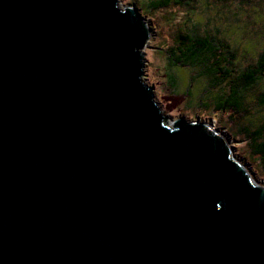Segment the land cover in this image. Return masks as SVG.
<instances>
[{
	"label": "water",
	"instance_id": "1",
	"mask_svg": "<svg viewBox=\"0 0 264 264\" xmlns=\"http://www.w3.org/2000/svg\"><path fill=\"white\" fill-rule=\"evenodd\" d=\"M119 3L0 0V264H264V187L169 127Z\"/></svg>",
	"mask_w": 264,
	"mask_h": 264
},
{
	"label": "rangeland",
	"instance_id": "2",
	"mask_svg": "<svg viewBox=\"0 0 264 264\" xmlns=\"http://www.w3.org/2000/svg\"><path fill=\"white\" fill-rule=\"evenodd\" d=\"M119 1L120 8L132 6L143 15L138 4L147 6L149 0ZM144 18L151 38L144 48L143 80L153 88L169 127L175 129L174 123L181 120L207 123L224 137L230 156L243 165L253 182L264 187V167L251 148L247 130L254 129L251 125L264 124V76L258 85L245 92L239 113L219 112L214 110L213 103H206L207 108L199 105L207 97L202 80L193 82L192 98L186 95L192 82L190 70L178 68L179 87L177 90L170 88L165 53V48L173 46L179 30L195 25L201 34L218 37L237 50L239 57L234 61L233 70L245 71L264 52V0H192L189 6H171L153 11Z\"/></svg>",
	"mask_w": 264,
	"mask_h": 264
},
{
	"label": "trees",
	"instance_id": "3",
	"mask_svg": "<svg viewBox=\"0 0 264 264\" xmlns=\"http://www.w3.org/2000/svg\"><path fill=\"white\" fill-rule=\"evenodd\" d=\"M191 3L192 0H149L147 6L144 3L138 5L142 9L141 16L148 17L153 11L171 6H189ZM165 53L168 67L166 78L170 88L177 90L179 87L178 68L190 70L192 82L186 95L192 98L193 82L202 80L206 85L207 97L199 105L207 108L206 103H213L214 110L219 112L239 113V109L243 108L241 100L245 92L258 85L264 76V52L253 66L238 73L233 70L234 61L239 57L237 50L218 37L201 34L195 25L179 30L173 46L165 48ZM251 127L254 129H247L251 148L264 167V124Z\"/></svg>",
	"mask_w": 264,
	"mask_h": 264
}]
</instances>
